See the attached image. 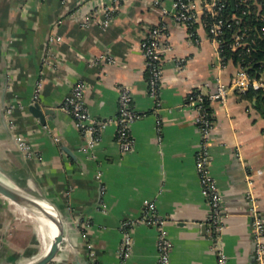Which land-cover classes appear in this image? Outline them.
Wrapping results in <instances>:
<instances>
[{
    "label": "crops",
    "instance_id": "crops-1",
    "mask_svg": "<svg viewBox=\"0 0 264 264\" xmlns=\"http://www.w3.org/2000/svg\"><path fill=\"white\" fill-rule=\"evenodd\" d=\"M172 2L0 0V178L47 197L61 215L63 247L47 264H75L76 257L90 264H157L154 226L130 227L131 255L123 258L119 251L124 222L139 217L147 200L167 219L169 264H217L211 207L197 170L198 111L187 100L199 89L215 92L218 76L230 87L225 103H210L209 167L225 216L220 243L228 264H257L250 194L264 218V107L245 92L264 89V77L232 65L218 73L216 45L204 21L196 25V42L185 25L165 15ZM195 4L203 15L204 0ZM164 22L172 49L163 55L162 105L156 107L142 40ZM79 79L91 116L109 121L94 143L61 109ZM37 81L43 109H54L44 124L29 109ZM123 85L138 113L131 125L135 146L128 152L119 146L115 122ZM35 212L0 192V264L40 258Z\"/></svg>",
    "mask_w": 264,
    "mask_h": 264
},
{
    "label": "built area",
    "instance_id": "built-area-1",
    "mask_svg": "<svg viewBox=\"0 0 264 264\" xmlns=\"http://www.w3.org/2000/svg\"><path fill=\"white\" fill-rule=\"evenodd\" d=\"M222 0H204L203 14L209 13L211 20L204 22L210 37L216 45L218 63L216 68L220 73L226 64L221 54L222 45L220 36L226 24L221 12L225 7ZM165 15L170 16L174 21L185 25L188 28L192 40L198 42L196 25L202 20L201 11L197 8L195 0H173L171 9L163 8ZM167 23H162L151 27L144 39L142 40V53L145 58L148 72L149 94L155 100L156 107L162 105L161 89L163 78V55L172 49V45L167 41L168 35ZM237 43L240 37H237ZM184 65V61H180ZM243 75V73H241ZM217 90L212 93H206L199 89L189 95L188 104L197 111V124L201 133L200 150L197 154V170L200 174L202 193L207 198L211 212L209 216V230L215 241V250L218 255L217 264H228V257L220 243L221 232L225 227L224 213L222 206V195L220 188L210 172V140L213 128L212 112L210 103L219 100L226 102L230 87L218 76ZM243 85L244 81L237 82ZM42 90V81H37L32 96V102L40 100ZM86 84L79 79L72 87L71 93L67 95L61 104V109L74 118L75 125L85 135H89V142L94 143L97 139L98 132L107 125L108 120H100L91 116L89 108L85 101ZM134 97L129 86L120 87L119 111L115 119L117 125V141L123 152L132 150L135 146V138L131 132V125L138 117L134 107ZM250 197L253 201L251 208L252 214V234L255 242V257L257 264H264V218L255 205L252 194ZM167 219L159 214L156 203L147 200L142 208L139 217L124 222L125 227L123 240L120 244L119 251L123 258H128L132 252V237L130 227L137 224H147L157 228V249L158 263L169 264L173 243L169 237L166 228Z\"/></svg>",
    "mask_w": 264,
    "mask_h": 264
},
{
    "label": "trees",
    "instance_id": "trees-1",
    "mask_svg": "<svg viewBox=\"0 0 264 264\" xmlns=\"http://www.w3.org/2000/svg\"><path fill=\"white\" fill-rule=\"evenodd\" d=\"M222 1L226 4L221 12L226 22L220 36L223 61L253 78L264 77V0ZM201 19L208 22L212 18L205 12ZM245 94L258 96L264 107L263 88L250 87Z\"/></svg>",
    "mask_w": 264,
    "mask_h": 264
},
{
    "label": "water",
    "instance_id": "water-1",
    "mask_svg": "<svg viewBox=\"0 0 264 264\" xmlns=\"http://www.w3.org/2000/svg\"><path fill=\"white\" fill-rule=\"evenodd\" d=\"M30 111L41 120L44 124L46 122L45 115L46 113L53 112L54 109L48 108L43 109L42 104L38 102H31L29 104ZM0 192L6 194L7 196L11 197L15 201L19 202L22 205L28 206L34 210H40L45 216L49 219L56 222L58 227V233L54 238V241L51 244L49 251L42 257L38 258L37 260L29 263V264H47L50 262L57 254L59 249L61 248V243L64 237V222L61 215L58 213V210L54 206V204L47 198V197H37L33 196L27 192H24L12 185H9L3 179L0 178ZM43 202H46L51 206V208L56 212L55 218L51 213L42 205ZM75 264H90L88 260L82 259L81 257H76Z\"/></svg>",
    "mask_w": 264,
    "mask_h": 264
},
{
    "label": "bare ground",
    "instance_id": "bare-ground-1",
    "mask_svg": "<svg viewBox=\"0 0 264 264\" xmlns=\"http://www.w3.org/2000/svg\"><path fill=\"white\" fill-rule=\"evenodd\" d=\"M29 178V177H28ZM33 185V184H32ZM11 198V197H10ZM12 204V203H11ZM55 218L56 212L51 208L49 204L43 202L42 204ZM14 206V205H13ZM28 207V206H27ZM21 208V207H20ZM23 208V207H22ZM26 209V208H25ZM28 209V208H27ZM26 211V210H25ZM38 215L40 225H39V232L41 235L42 243H43V250L39 257L44 256L50 249L54 238L58 233V227L55 221L49 219L45 216L40 210H36L35 212ZM31 216V215H30ZM29 217V216H28ZM33 219V218H32ZM67 244V243H66ZM39 246V245H38ZM63 247V245H61ZM39 249V248H38ZM59 254V253H58ZM60 255V254H59ZM58 258V256H56Z\"/></svg>",
    "mask_w": 264,
    "mask_h": 264
},
{
    "label": "rangeland",
    "instance_id": "rangeland-1",
    "mask_svg": "<svg viewBox=\"0 0 264 264\" xmlns=\"http://www.w3.org/2000/svg\"><path fill=\"white\" fill-rule=\"evenodd\" d=\"M31 218H33V219H35V220H36V218H35L34 216H31Z\"/></svg>",
    "mask_w": 264,
    "mask_h": 264
}]
</instances>
